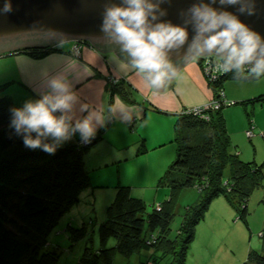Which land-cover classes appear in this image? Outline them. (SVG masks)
Masks as SVG:
<instances>
[{
	"label": "trees",
	"instance_id": "trees-1",
	"mask_svg": "<svg viewBox=\"0 0 264 264\" xmlns=\"http://www.w3.org/2000/svg\"><path fill=\"white\" fill-rule=\"evenodd\" d=\"M77 43L81 48L86 42ZM72 46L70 52L74 54ZM56 50H60L56 45L16 49L36 57ZM204 59L197 58L202 69ZM250 68L246 65L239 73L233 68L215 80H209L203 73L217 98L218 90H221L231 102H222L218 108L205 110L208 117L188 109L176 113L173 136L176 154L157 181L158 185L167 186V199L157 202L160 205L157 209V203L151 206L143 198L131 195L129 185L118 184L115 197L106 206L105 219L98 227L101 247L86 245L76 264H113L116 251L129 254L144 245L170 253V264H184L195 225L211 199L220 192L227 196L237 195L243 201L239 218L246 223L244 201L260 184L262 168L254 162L241 160L238 152L231 149L223 107L236 102L225 94L226 80L250 81L260 77L250 74ZM108 85L110 101L116 93L130 100L126 90L128 84L123 78L110 81ZM247 100L262 102L264 90L240 102ZM14 105L9 95L0 96V264H58V253L43 247L52 226L78 202L80 192L90 184L83 154L97 142L101 133H96L82 146L77 141L65 142L54 154L32 150L26 148L22 137L9 127V109ZM250 125L254 127L251 122ZM226 167L228 178H224ZM192 185L201 191V200L187 207L190 212L187 210L175 234L171 235L173 207L178 194L182 188ZM67 230L71 242L85 234L84 226L68 225ZM110 238H114L115 244L106 246ZM245 264H264V253L251 250Z\"/></svg>",
	"mask_w": 264,
	"mask_h": 264
},
{
	"label": "rangeland",
	"instance_id": "rangeland-1",
	"mask_svg": "<svg viewBox=\"0 0 264 264\" xmlns=\"http://www.w3.org/2000/svg\"><path fill=\"white\" fill-rule=\"evenodd\" d=\"M109 76L115 79L111 73ZM106 80V89L109 92L110 80L108 77ZM226 81L225 85L233 83L229 98L236 100L235 103L223 107V115L231 138L230 147L234 149L236 147L234 142L238 140L243 150V154L239 155L240 159L261 165L262 178L260 184L244 201L247 205L246 223L239 218V208L243 201L237 195L227 196L224 192H220L211 199L203 217L195 225L194 237L189 244L184 264H245L251 250L264 253V100L262 102L251 100L240 102L241 99L252 97L249 89L250 82L258 83L262 86L261 90H264V74L250 82L237 79ZM247 89L248 91L244 93ZM218 96L217 98L212 90V97L207 102L218 101L221 99L219 93ZM245 122L247 126L245 134H240ZM250 122L254 124V135L252 136L248 129ZM76 143L80 146L85 145L81 139ZM175 154L176 144L172 138L165 145L148 147L133 159L121 164L119 173L125 182H129L127 185L130 186L131 195L143 198L151 206L167 199V186L158 185L157 181L174 159ZM116 168L117 165L113 167L108 165L100 171L105 174L102 183L90 179V184L80 192L78 202L72 204L48 232L43 248L55 250L58 253V264H76L86 245L93 248L101 247L99 224L105 219L106 206L115 197L117 185L124 184V182L117 181L118 173L114 171ZM94 174L100 173L97 171ZM228 176L229 170L226 167L224 178ZM200 200L201 191L195 185L180 190L173 207L175 215L171 224V235L175 234L183 216L189 210L187 207ZM68 225L84 226L85 234L71 242L68 237ZM114 244V238H110L106 246ZM171 259L170 253L152 245H144L139 251L129 254L116 251L113 264H151L152 261L155 262L154 264H170Z\"/></svg>",
	"mask_w": 264,
	"mask_h": 264
},
{
	"label": "clouds",
	"instance_id": "clouds-1",
	"mask_svg": "<svg viewBox=\"0 0 264 264\" xmlns=\"http://www.w3.org/2000/svg\"><path fill=\"white\" fill-rule=\"evenodd\" d=\"M160 2L121 0L118 4L106 3L101 23L104 37L119 45L120 51L131 58L132 66L157 90L164 89L177 78L178 69L169 59L168 52L185 45L189 37L186 26L158 21V16L166 13V10L157 11ZM224 2L221 0V5ZM226 2L230 6L239 4V15L219 11L209 4H194L188 10L196 22V34L188 46L190 60L205 54H217L222 58L223 71L235 68L239 73L246 65H251L250 74L259 77L264 74V43L261 36L239 18L240 15H253L254 7L248 2L241 3V0ZM4 10L10 11L11 5H5ZM44 84L45 90L38 92L36 98L9 109L10 129L22 137L26 148L40 149L48 154H54L77 132L82 143L90 142L98 127L104 126L106 117L102 111L83 103L78 111L87 114L78 116L80 97L64 73L51 75ZM111 110L115 113L117 106ZM119 110L124 111L123 107ZM124 119H130L127 113Z\"/></svg>",
	"mask_w": 264,
	"mask_h": 264
},
{
	"label": "crops",
	"instance_id": "crops-1",
	"mask_svg": "<svg viewBox=\"0 0 264 264\" xmlns=\"http://www.w3.org/2000/svg\"><path fill=\"white\" fill-rule=\"evenodd\" d=\"M74 41H60L55 44L60 50L38 57L16 50L0 54V96L9 95L14 104L19 106L45 90L44 81L51 75H68L80 97L77 115H86L87 113H80L78 109L80 104L89 103L91 107L101 110L106 117L104 126L98 127L96 132L101 133V137L83 154L90 179L102 183L105 174L100 171L108 165H117L114 170L118 173L117 181L127 184L129 182H125L119 173L121 164L148 147L165 145L174 136L176 113L204 104L212 97V90L197 59L184 64L178 70L176 79L164 89L157 90L152 88L144 74L113 51H101L86 42L82 44L79 54L71 53ZM110 73L115 78H123L128 84L126 90L130 100L116 93L110 101L106 89V79ZM249 86L252 96L263 91L258 83L250 82ZM232 88L231 82L225 86L227 98L231 96ZM247 91L248 89L244 93ZM113 106H117L115 113L111 110ZM120 107H123V112L119 110ZM125 113L130 119H124ZM246 127L245 122L240 134H245ZM78 136L77 132L66 143L77 141ZM234 143L239 147H234V151L242 155L239 141L235 140ZM97 171L100 174H94Z\"/></svg>",
	"mask_w": 264,
	"mask_h": 264
},
{
	"label": "water",
	"instance_id": "water-1",
	"mask_svg": "<svg viewBox=\"0 0 264 264\" xmlns=\"http://www.w3.org/2000/svg\"><path fill=\"white\" fill-rule=\"evenodd\" d=\"M109 2L118 4L121 0H0V54L74 39L88 42L101 51H113L131 63L127 53L121 52L119 45L109 42L101 31L105 4ZM246 2L254 7V14L239 18L256 31L264 43V0H241V3ZM7 4L11 5L10 11L4 10ZM194 4H209L219 11L239 15L240 5L230 6L226 0L223 5L221 0H161L157 11L166 10V13L158 16V21L184 25L189 32L185 45L168 52L178 70L190 61L188 46L196 34V22L188 10Z\"/></svg>",
	"mask_w": 264,
	"mask_h": 264
},
{
	"label": "built area",
	"instance_id": "built-area-1",
	"mask_svg": "<svg viewBox=\"0 0 264 264\" xmlns=\"http://www.w3.org/2000/svg\"><path fill=\"white\" fill-rule=\"evenodd\" d=\"M75 41H76V43L72 46V50H73L74 54H79L80 44L77 43L78 40H75ZM201 58H205L202 71L208 77L209 80H215L219 77L220 74L225 72L222 69V64H223L222 58L219 55H217V54H205ZM111 78H112L111 76H108V79L112 82L117 80L116 78L115 79H111ZM218 93H219L220 98H221L218 101H216V100L209 101L203 105L191 107L188 110L193 111L195 114L197 113L200 116L208 117L205 110L218 108L222 102L223 103H230L231 102V101H228L224 97L223 92L221 90H218ZM248 129L251 132V136L254 135L253 125H250V128H248ZM88 143H83V144H88ZM159 207H160V205L157 203L156 208H159Z\"/></svg>",
	"mask_w": 264,
	"mask_h": 264
}]
</instances>
